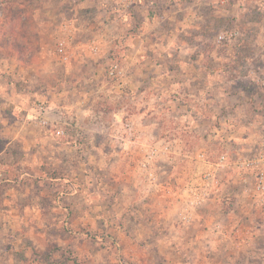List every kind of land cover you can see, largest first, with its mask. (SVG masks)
<instances>
[{"label":"crops","instance_id":"1","mask_svg":"<svg viewBox=\"0 0 264 264\" xmlns=\"http://www.w3.org/2000/svg\"><path fill=\"white\" fill-rule=\"evenodd\" d=\"M87 1L86 12L97 13L98 18L100 13H114V7L109 2L106 3L109 5H105V0ZM115 7L117 20L112 26L116 32L94 33L87 45L95 44L100 55L105 51L104 44H118L123 71L118 79V88L123 93L119 113L101 117L99 121L95 119L98 125L104 126L94 133L76 130L70 137L66 133L58 137L41 131L34 137L41 151V164L47 160L48 153L55 172L66 164L62 158L66 153L79 150L89 160L85 166L76 161H67L70 168L67 167L65 174L58 172L51 178L42 172V176L54 184L55 190L61 185L73 189L69 196L71 202L77 201L72 195L77 194L78 184H84L86 193L88 189L90 193L94 189L93 194L86 195L89 198L86 197L88 205L85 210L72 216L86 221L85 233L75 235L93 246L87 248L89 254H94L96 249L104 254V248L109 244V219L112 217L122 220L124 225L116 236V247L132 244L140 252L153 253L159 248L160 252L181 258L182 263L173 259L171 264H264L263 221L256 216L251 217L250 205L243 194L244 187L236 173L229 169L217 172L216 167L217 159L223 152L235 156L240 150L252 146L256 142L253 130L249 128L242 137L234 132L231 136H223L221 127L210 129L209 125L213 121L216 123V117L220 114L216 111L211 112L213 117L205 114L207 109L219 108L225 102L220 99L222 90L211 84V78L223 71L221 62L224 54L217 51L222 46L216 43L215 32L225 29L226 24L227 29L235 26L241 29L243 25L236 18L238 6L234 3L223 6L220 0H116ZM248 43L250 41L244 39L238 42L245 46ZM241 52L232 53L227 67L232 76L234 74L238 78L240 72H236L239 69L236 61L240 60ZM247 52H242L244 60L251 58H247ZM74 56L76 60L81 59V52L77 51ZM163 60L166 63L163 64ZM8 70L5 66L0 68V72ZM10 90L12 83L5 73H0V141L4 140L5 152L12 151V146L16 144L14 142H20L25 164L29 165L31 161L32 166L37 167L36 171H40L39 152L28 156L24 153L30 135L25 131L15 133L7 130L10 122L6 118L11 102ZM234 92L237 95L230 101L231 107L240 102L241 92L233 89L231 93ZM178 93L181 95L177 96ZM215 96L219 103L210 101ZM41 105L45 106L44 103ZM164 106L165 120L169 124L198 123L203 125L202 129L182 131L183 134L172 129L168 131L169 135L164 133L166 135L163 137L160 125ZM37 119L38 116L33 117L28 111L25 123L30 124L34 120V125H38ZM79 120L76 119L74 127H79ZM86 123L90 124L88 119ZM41 127L46 126L41 124ZM113 127L125 130L126 134L121 136L123 143L117 141L119 133L113 132ZM206 129L214 134L208 137V141L204 137ZM194 137L201 143L192 153L185 140ZM190 154L195 156V165H191ZM139 155L149 156L150 161L144 163V168L140 167ZM114 162L120 167L117 175ZM26 171L24 167L23 177L29 175ZM81 173L85 175L83 182L79 176ZM208 173L212 175L211 182L206 179ZM11 182L14 181L8 182L11 184L9 189L13 186ZM20 185L22 188L24 183H18ZM114 187L119 189L120 194L115 191L112 194L117 198L123 197L124 210L136 206L133 217L130 212H125L123 217H119L122 213L113 217L105 206L100 209L95 204L97 193L101 198H112L109 192ZM19 191L20 188L9 191L14 195L8 199L10 209L6 213L18 231V235L14 234L11 238L13 245L9 255L15 257L22 252V257L30 258L41 252V245L38 244L41 230L39 227H28L24 220L40 218L44 213L39 207L31 211L23 201L27 195H19ZM204 191H209L210 196L205 202L198 203L195 193L202 198L200 195ZM58 201H53L54 205ZM18 221L20 227L16 225ZM89 233H96L97 236L93 239L88 237ZM75 235L73 238H76ZM232 236L239 240L234 241ZM46 238L48 241L51 239L49 236ZM218 255H222V258H218ZM87 257L92 259L91 255ZM21 264L40 263L28 260Z\"/></svg>","mask_w":264,"mask_h":264},{"label":"rangeland","instance_id":"2","mask_svg":"<svg viewBox=\"0 0 264 264\" xmlns=\"http://www.w3.org/2000/svg\"><path fill=\"white\" fill-rule=\"evenodd\" d=\"M105 1V5L110 4L111 7H114V13H100L98 18L97 13L86 12L85 7L89 5L87 0H0V68L5 66L9 69L7 72L0 73L1 75L5 73L8 81L12 83L11 93H8L11 102L7 110L8 116H6L7 120L10 121L7 130L9 129V132L15 133L25 131L30 135V139L27 140V150L24 152L26 156L38 154L39 152L38 143L34 138L36 133L44 131L56 135V130L61 128L65 130L68 137L76 130L94 133L101 131L104 126L98 125L99 122L95 119L99 121L101 117L113 116L114 113H119L123 93L118 88V79H111L108 73L114 64L122 67L120 55L118 54V44H104L105 51H102L100 55L93 51L91 45H87L94 33L116 32V28L112 26V23L117 20L116 0L114 2H111V0ZM108 2L109 4H106ZM230 2L226 5L232 4ZM234 4L238 6L236 18L239 20V24L243 25L241 26L243 39L249 40L250 44L248 49H241L243 44L239 45L236 42L227 44L225 48L221 47L217 50L224 54L221 62L223 71L211 78V84L222 90V98L220 99L225 101L226 105L223 103L219 108H209L205 114L207 117L212 116L211 112L213 111L220 114L216 117V123L213 121L209 124L211 125L210 129L221 127L220 132L223 136H231L230 134L234 132L242 137L245 135V131L249 129L247 119L255 117L256 110L263 111L264 108L247 94L244 80L240 77L245 73L247 60H244L239 66L238 70L241 73L239 78L235 77L234 74L232 76L227 67L232 53L238 51L244 53L247 50V58L261 59L264 56V0H236ZM101 23L104 24L101 25ZM85 25L88 27L86 28ZM226 28H228L227 24ZM218 34L219 31L215 32L216 37ZM60 42L65 43L69 54V59L66 61L58 54ZM77 51L81 52V59L76 60L74 53ZM164 63H166V60H163ZM180 79L179 77V82ZM233 89L234 91H240L241 94L239 96L240 102L231 107L230 101L237 95L236 92L231 93ZM176 95L179 96L181 93ZM210 101L213 103V101L218 102L220 100L215 96ZM41 103H44L47 107L44 116L50 125H44L46 127H41L39 124V126L34 125V120L30 124L25 123L28 111L31 112L33 117L40 116L39 106ZM86 118L90 124H84ZM76 119H80L79 127H74ZM161 119L160 128H162L163 137L166 134L169 135L168 131L172 129L180 133L188 130L195 132L197 129H202L203 126L198 123H194V125L187 124V122L169 124L165 120V106L161 112ZM188 126L194 127L192 129L196 130L186 129ZM1 129L0 125V133L2 132ZM210 129H206L204 132L206 140L210 135H214ZM112 131L119 133L117 141L123 143L121 136L126 134L125 130L113 127ZM191 135L193 136V134ZM14 143L16 144L12 146V151L5 152L4 140L0 141V264H21L27 263L28 260L34 263L37 261L40 264H171L173 259L179 261L177 263H182L181 258L179 259V257L165 252L162 248L161 250L164 252H160L158 248V251L153 253L140 252L132 244L128 247H116V236L119 230H123L124 225L122 220L112 217L109 219L110 238L107 240L109 243L107 248H104L105 253L102 254L97 249H93L94 254H89L87 248L91 249L93 246L75 235L84 232L86 221L74 219L72 216L85 210L88 205L86 197L89 198L86 195L93 194L94 189L91 193L88 189L86 193L84 184H78L76 187L77 194L72 195L77 198V201L73 200L71 202L69 196L73 189L61 185L55 190L53 188L54 184L46 180L58 172L65 174L64 172L68 167L67 161H76L77 164H84L85 166V163L89 161L88 158L79 150L76 153H66L62 157L66 161H64L66 164L61 167L62 171L59 168L55 172L54 163L49 160L48 153L47 160H44L41 164L40 151L39 167L42 166V169L36 171L37 167L32 166L31 161V165L25 164V156L21 150L20 142ZM185 143H187L190 152L193 153L199 148L198 145L201 142H198L197 137H194L189 141L185 140ZM116 145L118 143L115 144V148H117ZM189 158L192 162L191 165H195V156L190 154ZM137 159L141 161L139 164L142 168H144V163L150 161L148 155L145 157L139 155ZM113 165L117 175V170L120 168L119 164L114 162ZM23 166L27 170L28 176L23 177L25 174V172H22ZM196 167L197 165L195 170ZM42 172L47 178L42 176ZM79 176L81 182H83L85 175L81 173ZM9 181H14L11 182L13 186L10 189L9 185L11 184L8 183ZM18 183H24V186L21 188ZM17 188L21 189L19 195H27V198L23 201L30 206L31 211L39 207L40 211L44 213L40 218L30 217L24 220L25 225H29L28 227H39V230H41V239L38 243L39 246L41 245V252L35 253L30 258L22 257V252H19V256L16 255L15 257L9 255L13 245L11 238L14 234L18 235V231L6 212L10 209L8 199L14 195L9 191ZM113 191L120 194L119 189L116 187L109 192L112 198H103V196L101 198L100 194L97 193V196H95L97 207L101 209L105 206V209L111 215H114L113 217H117L120 213L122 215H119V217H123L125 212H130V216L133 217L136 214V210H134L136 206L133 205L128 210H124L123 197L113 196ZM131 195L133 194L131 193ZM55 200L58 201L57 204L59 205H54L53 201ZM102 202H106V204ZM55 218L57 219L55 220ZM129 223L128 221L127 225ZM16 225L20 227V221ZM14 229L17 231L16 233ZM73 235L76 238H73ZM88 235L92 238L97 236L96 233H89ZM47 236L51 237L50 241L46 238ZM111 242L114 243L111 244ZM90 255L92 259L87 257H90ZM218 256V258H222V255Z\"/></svg>","mask_w":264,"mask_h":264},{"label":"built area","instance_id":"3","mask_svg":"<svg viewBox=\"0 0 264 264\" xmlns=\"http://www.w3.org/2000/svg\"><path fill=\"white\" fill-rule=\"evenodd\" d=\"M230 0H220V4L227 6ZM232 4L236 0L231 1ZM230 2V3H231ZM244 38L243 33L239 26H235L230 29H223L216 37V43L219 46H226L227 44L238 43ZM91 48L96 53L100 50L98 47L91 45ZM58 54L66 61L69 59V54L66 50L64 42L59 43ZM239 70H236L238 72ZM240 72V71H239ZM111 79L121 78L123 71L120 65L114 64L108 71ZM241 75V73H239ZM245 83V91L247 94L258 101L264 108V56L261 59L250 58L246 61L245 73L240 76ZM255 105V103H253ZM256 109V108H255ZM46 107L44 105L39 106V113L41 117V111L43 116L37 119L39 125H49V121L45 119ZM263 111H257L255 117H249L247 119L248 128L253 130V135L256 138V142L252 146L247 147L244 150H240L238 155H230L228 152H223L217 159L216 167L217 172H225L231 170L238 176L240 184L244 187L243 194L248 200L250 205L251 217H258L263 221L264 226V109ZM65 135L63 128L56 130V136L61 137ZM147 166V164H145ZM212 175L207 174V181L211 182ZM202 198L195 193V197L198 198V203L205 202L210 196L209 191H204ZM242 233V230H240ZM244 232V231H243ZM232 238H234L232 236ZM239 238H234V241H238Z\"/></svg>","mask_w":264,"mask_h":264},{"label":"trees","instance_id":"4","mask_svg":"<svg viewBox=\"0 0 264 264\" xmlns=\"http://www.w3.org/2000/svg\"><path fill=\"white\" fill-rule=\"evenodd\" d=\"M247 45H249V43H248ZM247 45H246V46H247ZM246 46L243 45V46H242L243 49H246ZM222 48H225V46H222ZM243 55H244V54L241 52L240 55H239L240 60H237V61H236L237 65H239V66H240V64L242 63V61L244 60V59H243Z\"/></svg>","mask_w":264,"mask_h":264}]
</instances>
